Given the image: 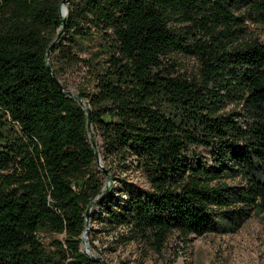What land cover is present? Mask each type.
Wrapping results in <instances>:
<instances>
[{"label": "trees", "instance_id": "16d2710c", "mask_svg": "<svg viewBox=\"0 0 264 264\" xmlns=\"http://www.w3.org/2000/svg\"><path fill=\"white\" fill-rule=\"evenodd\" d=\"M61 1L0 0V264H104L94 199L99 231L156 251L264 211V0H67L47 58Z\"/></svg>", "mask_w": 264, "mask_h": 264}, {"label": "rangeland", "instance_id": "374dc122", "mask_svg": "<svg viewBox=\"0 0 264 264\" xmlns=\"http://www.w3.org/2000/svg\"><path fill=\"white\" fill-rule=\"evenodd\" d=\"M246 28L249 36L264 40L263 23L248 22ZM184 61L186 72H195L193 60ZM100 162L105 165L103 159ZM119 171L111 172L117 175ZM126 174L130 180L146 186L138 172L128 171L122 176ZM98 228L89 219L86 249L105 264H264V211L254 213L235 231L190 235L186 240L177 234L170 235L160 251L145 241L116 242L114 232L107 234ZM52 238L63 240V235L40 234L41 243L50 250L54 249Z\"/></svg>", "mask_w": 264, "mask_h": 264}, {"label": "water", "instance_id": "95a60500", "mask_svg": "<svg viewBox=\"0 0 264 264\" xmlns=\"http://www.w3.org/2000/svg\"><path fill=\"white\" fill-rule=\"evenodd\" d=\"M66 3H67V0H62L61 1V15L63 16V25H62L61 30L58 32V34L56 35L55 39L53 40V42L51 43V45L47 49V52H46L47 58H49L50 50H51V47H52L53 43L60 37V35L62 34V32L64 30L65 16H66V13H67ZM62 8L65 9L64 13L62 12ZM47 70H48L49 74L51 75L52 79L57 83L59 88L62 90L61 84L57 81L55 75L52 72V69H51V66H50L49 63H47ZM62 92H63L64 95H67V96H70V97L74 98L77 101V103L81 106V108H83L85 110V112H86V130H87V134H88V137L90 139L91 145L94 148V154H95V158H96V163L98 165V168L100 170H102L106 174L107 171L104 168V166L101 164V162H100L101 158H100V155H99V153L97 151L96 139L94 137L93 129H92V125H91L90 108L88 106H86L84 100L82 98L76 96V94L73 91H71V90H67V91L62 90ZM95 202H96V199L92 200L88 204V206L86 208V212H85L86 225H85V229H84L83 234H82L81 249L84 252V254L89 255L94 260H99V261H101L102 263L105 264L104 260L101 257H96L94 255L89 254L87 249H86V243H87L86 238H87L88 224H89V212L91 210L92 205Z\"/></svg>", "mask_w": 264, "mask_h": 264}, {"label": "bare ground", "instance_id": "6f19581e", "mask_svg": "<svg viewBox=\"0 0 264 264\" xmlns=\"http://www.w3.org/2000/svg\"><path fill=\"white\" fill-rule=\"evenodd\" d=\"M62 12H63V13L65 12V9H64V8H62Z\"/></svg>", "mask_w": 264, "mask_h": 264}]
</instances>
